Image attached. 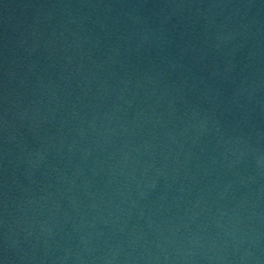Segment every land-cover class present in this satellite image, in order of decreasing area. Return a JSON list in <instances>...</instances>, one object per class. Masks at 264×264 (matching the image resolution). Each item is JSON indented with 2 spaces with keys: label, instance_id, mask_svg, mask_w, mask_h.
Instances as JSON below:
<instances>
[{
  "label": "water",
  "instance_id": "95a60500",
  "mask_svg": "<svg viewBox=\"0 0 264 264\" xmlns=\"http://www.w3.org/2000/svg\"><path fill=\"white\" fill-rule=\"evenodd\" d=\"M0 264H264V0H0Z\"/></svg>",
  "mask_w": 264,
  "mask_h": 264
}]
</instances>
